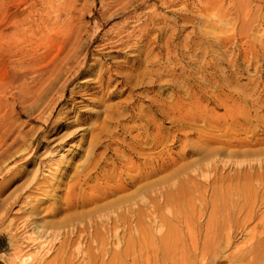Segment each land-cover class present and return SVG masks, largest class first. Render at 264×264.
<instances>
[{
	"label": "rangeland",
	"instance_id": "rangeland-1",
	"mask_svg": "<svg viewBox=\"0 0 264 264\" xmlns=\"http://www.w3.org/2000/svg\"><path fill=\"white\" fill-rule=\"evenodd\" d=\"M13 1L0 0V25L13 12ZM21 1L14 18L19 29L27 28V35L32 34L31 47L24 56L0 64V264H264V241H260L264 231L243 245L247 234L235 224L234 213H228L233 247H226L227 200L223 205L216 203L209 187L202 196L183 195L180 201L186 206L182 204L174 218L160 204L151 209L158 221L165 216L167 227L175 224L180 235L171 245L161 246L158 235L167 232L164 225L160 234L139 240L132 251L122 246L120 251L125 252L115 258L108 251L101 259L92 242L113 243L110 232L117 226L118 240L125 245L127 224L122 219L109 221L108 235L95 237V215L82 213L84 209L62 212L47 219L51 222L47 229L58 232L57 240L38 243L21 235L23 226L15 230L23 210L10 213L13 229H7L5 218L14 200L27 193L22 189L23 177L38 166L42 186L53 184L48 172L59 175L56 163L62 172L69 169L68 178L96 166L100 176L75 190L90 195L115 184V174L124 169L117 161L120 156L130 162L127 167L133 166L130 174L151 170L161 157L176 159L150 179L153 190L164 191L173 181H182L185 173L189 179L186 168L200 165L205 170L201 157L208 152L209 156L215 147L210 139L230 133L225 128L232 118L248 121L238 131L239 137L261 134L264 0H147L145 5L138 0ZM217 125H221L219 133ZM109 176L111 182H107ZM68 184L57 193L42 187L34 202L22 204L21 209L30 208V213L59 199L63 203L72 197ZM100 199L95 206L113 198ZM187 200L191 203L186 204ZM194 214L200 217L198 223ZM180 216L191 220L196 250L188 245ZM77 244L82 246V259L73 252Z\"/></svg>",
	"mask_w": 264,
	"mask_h": 264
},
{
	"label": "bare ground",
	"instance_id": "bare-ground-1",
	"mask_svg": "<svg viewBox=\"0 0 264 264\" xmlns=\"http://www.w3.org/2000/svg\"><path fill=\"white\" fill-rule=\"evenodd\" d=\"M138 1L140 2L139 4H143V5H145L147 3V0H138ZM138 1H137V3H138ZM23 3L24 2H22L21 0H14L13 1V6H14L13 12L11 11V14L9 15V17L6 20L3 19V21H2L3 23H2V25H0V64H2V65H4L6 62H8L11 58L24 56L25 52L27 51L26 48L29 46L31 47L32 34L27 35V28H26V30L19 29L21 25L18 24V19L16 20L14 18L19 13V11H20L19 8L22 6ZM4 9L5 8H3L2 10H4ZM1 16H2V13L0 12V19H2ZM19 23L21 24L22 22L20 21ZM18 25H19V28H18ZM77 37L78 36L76 35L75 38L77 39ZM44 41H45V39H44ZM45 46H48V45H45ZM244 114H245V112H244ZM244 114H242V116ZM237 117L232 118L230 120V122L228 121L227 125L229 127H227L228 129L227 128H225V129L229 130L230 133L228 131L225 133L222 129L221 131H223L225 134H222L223 133L222 132L221 133L222 135H216L215 137H212V139H210L211 143H213L215 145V147L212 149V153L209 156H208V153H209L208 152L207 156L205 154V157H203V156L201 157V158H204V160H206V161H204L202 159V161L205 162L204 163L205 170L199 168L200 165L198 167H195V166L189 167L190 168L189 170H188V168H186L187 172L189 171V175H190V176H188L189 179L188 178L186 179L187 176H185L186 173L184 172L185 175L183 174V177H182L183 179L178 178V179H181L182 181H180L178 184L177 183L175 184V181H173V183L170 184V187L165 188L164 191H162L160 188H156L157 190H153L152 189L153 184L151 183L153 181H150V179L152 180L153 176H155L160 171L163 172L164 170L168 169V166L170 164L169 163L170 159H171V161H175L176 159L174 160L172 158L161 157L158 161H154L156 164H154V168L152 167L151 170H149L148 168H144L143 171H141L142 169L140 170V172H137V170H136V172H137L136 174H132L133 172L130 174L129 172L131 170L132 171L134 170L133 166L129 167L130 166L129 165L127 167V164L130 162H127L128 159H126V161H124V159H123L124 157L120 156L119 159H117V161L120 164V166L122 164V167H124L125 170L124 169L122 170L124 172L120 171L119 173H116L117 174V175L115 174L116 179H113L115 181V184L111 185L112 183H110V186H106L100 194H99L100 191L97 190L98 195H94L96 193V192L94 193V191H93L94 194H90V195H88L86 192L83 194H77L75 192V190H78V189L80 191V189L83 186L88 185V183L90 181L95 180L98 178V176H100L99 175L100 172L99 173L97 172L96 166H93L86 173H84L81 170L80 172H77L74 175L70 176L69 177L70 179H69L68 178L69 169L64 168L63 172H62V168L60 167L59 163H56L54 170L55 171L59 170L60 171L59 175L56 176L55 172H52V173L48 172V175H47V178L51 179V180H49L50 184H51V181H53L52 186H50V185L42 186L40 183H38V180H39L38 171L40 168H39V166L35 167L30 174L23 177L24 180H23L21 185H22L23 190L27 189L26 190L27 193L21 194L18 197V199L14 200V202L12 203L13 207H12V209H10L9 213L5 217L7 222H8V225H7L8 228L7 229H9L11 227H12L11 229H13V226L10 227V224L14 220H13V218H10V216H11L10 213H12V211L15 210L16 208H17L16 212L23 210L24 214L20 215V218H18L19 222L15 226V230L20 229L23 226L24 230H23L21 235H26L27 239L31 238L32 241H35L38 243L39 242L42 243V242L47 241V240H57L58 232H51V230L47 229L51 223V222L47 221V219L53 218L62 212L73 211V210H77V209H84L83 211L81 210L82 213L83 212L85 214L92 213L93 215H95V221L92 224V227H93L92 228L93 229L92 234L95 237L101 236L103 234L108 235L109 229H107V226H106V225H108V222L112 221L113 223H115L118 220L122 219L127 224V227H126V238H127V240H126L125 245H122L123 244L122 241L120 242L118 240V236H117L118 228H117V226H114L112 228V231L110 232L111 233L110 239H111V241L113 240V243H110V244L101 243L100 244V243L92 242L94 244H97L96 245L97 251L101 254V259H103L102 255H104L105 253L108 254V251L111 252L112 258H115L117 255L119 256L120 254L125 252V251H120L122 246H125L126 250L132 251L135 244L138 243V245H139V242H138L139 240L143 241L145 238H148L153 233L160 234L162 226L164 227V225H165L167 227V225H170V224L166 225L165 216L161 217L159 219V221L155 218L156 216L155 217L153 216V211H151V209L153 208L154 205L158 206L160 204L162 207H164L166 214L167 215L171 214V215H173V218H174L175 217L174 214L178 213V211L180 210L179 208L183 207L185 205L183 203V199L181 200L182 202L180 201V199L183 198V195H185V194L188 195L189 193L192 192L195 195L198 194L199 196H202L203 193L205 194L206 188L209 187L212 191V194H213L212 195L213 200L216 203H221V204L223 203L224 204L225 200H227L226 205L228 206L227 207L228 212L226 213V211H225V215L228 217V218H226L227 220L225 219L227 221L226 222L227 227H225V229L222 228L225 226V224L222 225V227H221L222 229H224L226 231L228 230L227 231L228 233L225 237L226 247L231 245L230 240H232L231 235H229V234H231V233H229V231L231 229V223H230L231 219H229L228 213H234L235 215H237L238 217L236 219L238 220V222L236 220H234L233 222L235 223V221H236L235 224H238V228H240L243 232L246 231L247 235L245 234L246 238H244L246 240L244 243H242L243 245H245V244H247V242L249 240L254 239L257 236L259 237L264 231V210H262V209H264V147L261 148V146L264 145V128L260 130L261 134H254L252 136L250 135V136H245L244 138H241L238 135V131L242 130V127H244V125L247 124L248 121L246 122V120H242V118L239 119ZM214 127L218 129L217 131L219 133V129H220L221 125H217ZM74 133H75V130L70 132L69 135H72ZM205 133H206V135L209 134L208 136H210V133H207V131ZM205 133H203V134H205ZM203 134H202V136H203ZM199 138H201V137H199ZM204 138H205V136H204ZM205 147L206 146H204V149H205ZM194 151H195V149H194ZM198 151H199V149H198ZM207 151H209V150H207ZM186 152H188V151H186ZM201 152H202V150H201ZM203 152H205V150H203ZM144 154H146V153H144ZM195 154H197V153H195ZM187 155H189V154H187ZM183 156L184 155H182L180 157L183 158ZM206 157H208L207 158L208 160L205 159ZM150 161H153V160H151V158H150ZM103 162H105V161H103ZM201 162H199V163H201ZM134 163H135V161H134ZM134 163H132V164H134ZM173 163H175V162H173ZM109 164H111V163H109ZM195 164H196V162H195ZM145 166L149 167L147 165H145ZM181 166H182V164H181ZM106 167H108V166H106ZM209 167L210 168L213 167L212 169L214 170L213 175H211V176H213L212 178L210 177V174H208V172L211 170ZM92 170H94V171H92ZM101 174H103V173H101ZM110 178H111L110 176L107 178V182L108 181L111 182ZM67 179H69L68 183L71 182V184L69 186V188L71 190V192L70 191L69 192L71 194L70 193L69 194L72 197L70 199H68V198H67V200L64 199L65 201L63 203L59 202L60 201V199H59L58 202L52 203L51 205H48L46 208H43V209L37 208L38 209L37 211H31L30 213H27V212H29L27 210H30V208L29 209L28 208L21 209L22 204L27 206L28 204H32V202H34L33 199L36 195L37 190H41V189H43L42 187H45V188L50 189L49 193H51V192L57 193L58 191L63 189L65 186L69 185L66 182ZM99 180H101V179H99ZM183 181H185V183ZM197 181L202 182L203 185H201L202 183L199 184ZM102 182H104V181H102ZM97 185H99V184L96 183V186ZM91 188H93V187H91ZM72 192H73L74 196L72 195ZM74 192L76 194H74ZM150 193H153V195ZM66 196H67V194H66ZM100 197L103 199H100ZM110 197H112L113 199L108 201L107 199ZM189 197L192 198L193 196H189ZM98 199L103 200V201L107 200L108 202H106V203L102 202L103 204L100 203V205L96 204V206H95L94 204L96 202L97 203L101 202V201H97ZM203 199H205V198H203ZM154 200H156V202H158V204H154ZM179 201L181 202V204H179L181 206L178 205ZM190 201H192V199H190ZM190 201L188 202V200H187V201H185V203L186 202L191 203ZM182 204H183V206H182ZM91 205H93V207L87 209V207H90ZM187 206H190V205L188 204ZM172 207L173 208L176 207V210L174 209L175 213L174 212L172 213V211H171ZM173 208H172V210H173ZM85 209H87V210H85ZM177 209H179V210H177ZM183 209H185V208H183ZM186 209H187V207H186ZM218 210H216V211H218ZM183 212L185 213V211H183ZM42 213H44L45 216L40 218L39 216ZM189 213L190 212L187 213L188 214L187 216H190ZM214 213H212V214H214ZM221 213H224V211ZM192 214H193V212H192ZM181 215L184 216L183 214H181ZM217 215H218V213L215 216H217ZM176 216H177V218L179 217L178 215H176ZM182 216H180V217L182 219L183 224L185 223L186 232L188 233V235H187L188 245L191 247V249L196 250V248H195L196 237H195V233H193L195 229L193 226H192V228L190 227L192 225L191 220L190 219L187 220L186 218H182ZM220 216H221V214H220ZM31 217L34 218V219H32V220H34L32 222H30ZM197 217L199 220V218H200L199 215L196 216V220H197ZM219 217H217V218H219ZM177 218H176V220H177ZM198 220H197V223H198ZM219 220L221 221V219H219ZM225 220H223V223ZM172 221H170V223ZM207 221H209V220H207ZM214 221H216V219ZM220 221H218V222L221 225L222 221L221 222ZM29 223H30V228H28ZM213 224H215V223H213ZM174 225H171L170 228H169V226L167 227V232L164 233L165 235H163V233H161L162 235H158V236H160L159 239L161 240V243L163 244L161 246L168 245L170 243L172 244L171 240L174 239V237L178 239V236L180 235V233L179 234L177 233L178 230L176 229V226H174ZM197 227H198V224H197ZM216 227L217 226H215V227L213 226V229L216 230ZM25 228H27V230H25ZM168 228H169V230H168ZM217 229H219V228L217 227ZM261 240H262V242L264 241L263 238L260 239V241ZM179 241L182 242L181 240H179ZM253 242L256 243V241H253ZM183 245H182V247H183ZM184 246H187V245H184ZM237 246H235V247H237ZM143 249H144V247H143ZM82 250H83L82 246L79 244H77L73 248V252L76 255H81L80 259H82ZM256 250L257 249H255V251ZM38 252H41V250H39ZM38 259L39 258L37 257L35 259V261H37ZM18 260H20V262H21V256L18 257ZM82 261H84V260H82ZM103 262H104V260L102 261V263Z\"/></svg>",
	"mask_w": 264,
	"mask_h": 264
}]
</instances>
